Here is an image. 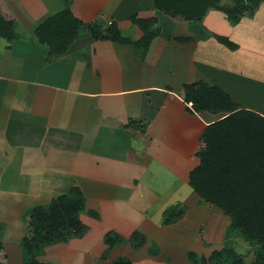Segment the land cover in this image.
I'll use <instances>...</instances> for the list:
<instances>
[{
	"label": "crops",
	"instance_id": "0c3cea01",
	"mask_svg": "<svg viewBox=\"0 0 264 264\" xmlns=\"http://www.w3.org/2000/svg\"><path fill=\"white\" fill-rule=\"evenodd\" d=\"M3 1L15 19V28L11 41L0 38L3 42L0 47V153H12L10 164L14 175L16 172V175H24L25 167V177L29 181L25 195L32 198L36 206L49 203L53 197L65 194L73 186L83 193L101 191L103 196L90 197L91 205L97 207L100 220L108 218L109 222L115 223L113 229L122 237H130L135 230L146 236V226L171 236L172 227L181 220L163 223L167 209L158 204L163 193L158 194L155 187L141 178L147 164L142 165L140 159H135L129 142L145 137L150 144L146 152L153 154L150 159H157L163 167L171 170L166 161L169 156L160 154L167 153L169 148L165 146L159 150L157 138L170 141L174 134L183 137L184 144L179 146L176 143L180 148L171 150V153H185V162L175 164L173 168L177 174H185L188 182L191 154L193 156L200 146V136L206 125L220 115L189 113L186 108H191V103H184L179 96L183 84L202 80L218 86L238 107L264 116V105L244 104L231 94L226 80L227 69L223 68L228 65L231 70V65L236 66L244 55L264 59V43L260 44L264 37V19L260 21V16L264 17L262 7L261 14L259 9L255 10L251 18H241L230 26L228 35H223L233 41L236 28L239 31L241 26L250 29L259 25L258 32L254 33L256 38L245 40L247 36L243 35L240 41L235 40L238 46L235 50L218 43L213 35L205 39L195 37L188 43L179 42L175 37L194 36V22L169 21L165 14L154 8L159 12L161 33L144 58L141 53L135 54L129 45L96 41L81 35L63 55L46 62V47L36 42L34 30L64 7L62 0ZM70 1L72 14L83 23L96 19L98 15L119 22L118 19H129L138 14L129 12L126 17L120 16L128 7L121 0H116L115 4L113 0ZM141 1L139 10L150 12L146 3L153 6L152 0ZM213 13L216 10H208L202 24H208L216 35H222L217 29L223 22L215 14L213 23L210 17ZM243 41L250 46H244ZM259 75L264 77V71L256 70L255 76ZM129 120L145 123V132L138 134L126 127ZM107 143H113V146H107ZM2 156L0 189L3 185ZM111 162L129 164L140 171L137 176L130 177L127 184L117 187L114 182L118 181L110 174L108 180L97 177L103 168L111 167ZM38 165L42 168L37 169ZM88 165L99 167L100 172L88 174ZM109 179L114 182L105 183ZM42 189L47 196L40 193ZM40 197L44 200L37 202ZM116 206H128L131 211L127 214L123 207L117 209ZM156 206L163 215L159 226L151 220ZM157 242L161 245L160 241Z\"/></svg>",
	"mask_w": 264,
	"mask_h": 264
},
{
	"label": "trees",
	"instance_id": "16d2710c",
	"mask_svg": "<svg viewBox=\"0 0 264 264\" xmlns=\"http://www.w3.org/2000/svg\"><path fill=\"white\" fill-rule=\"evenodd\" d=\"M64 7L43 20L34 30L36 42L46 47L45 61L63 55L68 47L81 35L88 34L93 40L110 41L131 45L146 56L161 28L157 16L132 15L129 20L135 25L140 37L133 39L124 35L117 22L104 16L83 23L70 10V0H62ZM153 6L181 21L201 24L208 10H223L219 0H152ZM249 5H252L250 7ZM258 5L256 0H237L233 9H225L228 19L237 23L244 13H250ZM146 14V13H144ZM106 21H109L108 23ZM107 23V24H106ZM15 19L0 0V38L11 41L14 38ZM215 40L228 48L237 49V44L227 36L213 35ZM181 43H188L193 37H175ZM179 96L189 113L220 114V117L206 125L200 136V147L196 153L197 163L188 174V185L202 200L212 204L230 218L227 236L232 232L241 235L253 249V257L236 250L232 242H225L208 256L188 251L186 259L190 264H264V116L240 108L231 96L220 87L199 80L183 84ZM126 127L133 130L144 128L145 124L129 120ZM85 199L78 187H72L56 196L45 205H36L26 214L29 235L21 241L23 261L21 264H52L40 262L37 257L43 248L58 241L80 237L87 231L80 213ZM184 207L168 208L164 213V224L177 222L184 216ZM93 217L97 213L90 211ZM131 248H142L146 236L134 231L128 238ZM124 242L120 234L109 231L103 237L107 250ZM2 244L0 243V250ZM152 256L159 254L156 246L149 249ZM248 252V251H247ZM2 264V263H0ZM112 264H132L124 257H117Z\"/></svg>",
	"mask_w": 264,
	"mask_h": 264
},
{
	"label": "rangeland",
	"instance_id": "374dc122",
	"mask_svg": "<svg viewBox=\"0 0 264 264\" xmlns=\"http://www.w3.org/2000/svg\"><path fill=\"white\" fill-rule=\"evenodd\" d=\"M113 1L115 4L116 0ZM121 1L124 2V6L128 5V7H125L124 13L120 16L126 17L129 12H136L138 13L137 15L143 14L142 16H157L159 18V12L155 11L154 7L150 3H146V7L150 9V12H147L148 10H139V8H142L141 0ZM236 1L237 0H219V5L225 11V9H233L236 5ZM256 1L258 5H254V9L250 10V13H244L241 18H251L255 10H260L261 7L264 12V5H261L264 4V0ZM249 6L252 7V5ZM224 11L216 10V13L211 14L210 17L212 18L213 23H215L216 21L215 14L217 15L216 18L220 17L221 22L223 23L218 27L217 30L222 35H228L230 26L236 23L230 21ZM261 11L262 10H260V14ZM100 16L102 15H98L97 17ZM103 16L106 18H111L106 15ZM165 17L169 21H181L178 19H172L168 15H166ZM122 19H118L120 20V23L117 20L113 19L117 22L121 32L123 31L124 35L130 36L133 39L139 38L141 33L139 32L137 27L131 24L128 17ZM261 19H264L262 15L260 16V21ZM205 20L203 17L201 20V24L198 25L193 23V38L196 37L205 39L208 35H216L214 29L211 28L208 24H202L205 22ZM106 22L108 23L109 21ZM185 23H187V21ZM164 24H169V22H165ZM182 24H184V22ZM185 26L183 27L185 28ZM208 27H210L211 29H209ZM258 28V24H256V27H250V29L247 26H241L238 31V29L236 28L233 41H240V38L243 35L247 36L245 40H251L252 37L256 38L257 36L254 35V33L256 34V32H258ZM84 36L90 37L88 34H84ZM262 39L263 40H261L260 44L264 43V37ZM2 43L3 42H0V47ZM129 46L134 52H136L135 54L139 55L141 53V50L135 49L131 45ZM244 46L248 47L250 46V44H246L244 42ZM246 49L247 48H245L243 52H245ZM140 55H142V53ZM242 58L243 59L241 60H236V66L233 67V65H231V70H228V65L227 67L223 66L224 70L227 69L226 80L228 81V90H230L231 88V94H233L239 102L252 106H256L259 104L264 105V77L261 75H259L258 77L255 76L256 70L264 71V59H261L259 57L249 58L245 55ZM239 71H241V73H239ZM241 75H243V77ZM145 127L142 129L140 128L139 130L137 129L135 130V132H137L138 134L144 133ZM141 139L142 140H140V138L138 137V140L135 139L134 141L129 142L130 146L134 149L133 151L135 152V159H140L142 161V165L147 164V170L141 173V178L144 177L146 180L144 182L149 183L151 184V186L155 187L158 194L160 193V191H162L163 194L161 193L162 197L158 198V204L160 203L163 209L165 208V210H168V208L171 207L172 209L174 207L176 209L184 207L185 209L184 216L179 219L181 221H179L177 225L172 227V235L167 236L168 234L164 231L146 226L147 233H145V235L148 241L142 248L137 250L132 249L130 247V241L128 240L129 236H125L123 243L119 244L116 248L108 251L106 245H103L101 241H103V237L109 231H114L117 233V230L113 229L115 223L109 222L108 218L106 220L104 218L100 220V216L97 213L98 210L96 209L97 207L91 205L90 199V197H94V195L95 198L101 197L103 196V193H101V191L98 193H83L81 191L83 193L85 203L84 210L80 213V218L82 222L87 226V231L80 237H72L67 241H58L54 243L56 245L51 244L44 247L42 253L38 255L37 259L40 262L52 264H112L113 260L117 257H124L130 260L132 264H190L186 259V253L188 251L195 250L196 252H200L205 256H208L212 250L220 249L225 244V242H232L238 252L246 255L248 254L245 257L246 260H251V258L253 257V249L252 247L248 246L247 242L244 241L242 236L240 234L237 235L234 232H232L230 236H227V231L230 225V218L225 216L220 209L202 200L198 195H196L186 181L185 177L187 176L183 173V175L177 174V172L173 168L175 167V164L181 165L185 162V159L183 158L185 156V153H171V150L175 151L180 148L179 146L184 144L185 139L181 136L179 137L178 134H174L173 136H170V141L173 143L172 144L167 139L163 140L160 137L157 138V145L159 150H161V148L164 149L165 146L166 148H169V150L166 151L167 153L160 152V154L169 156L166 161L172 164L171 166L170 164H168V168H171V170L163 167L159 162L156 161L157 159H150V156L153 154L146 152V149L150 148L148 146L149 143L145 137H142ZM176 143L179 145L178 148L176 147ZM107 146L112 147L113 143H107ZM199 147L200 146H198L196 152L193 153V156L191 154L190 159L192 161V167L189 172L197 163L198 159L196 158V153L198 152ZM145 153L147 154L145 155ZM1 154L3 155L2 160L4 161L2 166L3 185L1 184L2 188L0 189L2 193L0 194V243L2 244V248L0 250V263L21 264L23 261V254L21 253V241L24 236L29 235V228L26 218L28 208L26 207L34 206V200L25 195V190L27 189L29 184V181H27L25 177V167H23V173L25 172L24 175L21 173L19 175H16L18 174V172H16V174L14 175V171L12 169L13 165L10 164V155L12 153H0V156ZM146 159L147 161H145ZM110 166L111 167H109V169L107 167L103 168L102 170L104 171L101 170V173H99V167H96L94 165H88V168L86 170L90 175H92L93 171V174L97 172L99 173L97 177L100 176V178L105 179H107L110 174V176H113L118 182H114L109 179L110 181H105V183L114 182L117 187H120L118 185L121 184H127V180L130 177L132 178V176H137L138 172L140 171L139 168L129 164L121 165L119 163L114 164V162H111ZM112 166H114V168H112ZM38 168L42 167L38 165L37 169ZM12 191L16 192L19 195H13ZM40 193H42V195L44 196L48 195V193H45L44 189H42ZM186 193L189 195L187 196ZM51 195L53 196V194ZM40 199L42 198L40 197L39 199H36L37 202H40ZM119 207L123 206H116L117 209ZM123 208L125 209L127 214L130 213V207L124 206ZM113 210L114 209H112V211ZM90 211L97 213V218L93 217L90 214ZM162 216L163 215L159 212L158 206H156L152 212L151 220L157 222L156 225L158 224L157 226H159V221L161 220ZM16 218L17 221L14 220ZM207 239L208 241H206ZM157 241H160L159 243H161V245L158 244ZM156 245L159 249V258L157 256H152L149 253V249L151 247L156 248Z\"/></svg>",
	"mask_w": 264,
	"mask_h": 264
}]
</instances>
